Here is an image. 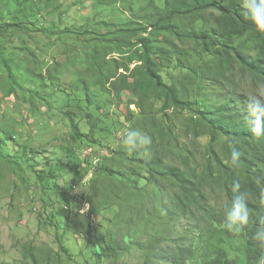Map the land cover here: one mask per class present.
<instances>
[{
    "label": "rangeland",
    "instance_id": "obj_1",
    "mask_svg": "<svg viewBox=\"0 0 264 264\" xmlns=\"http://www.w3.org/2000/svg\"><path fill=\"white\" fill-rule=\"evenodd\" d=\"M109 1L27 0L20 9L17 0H0V26H8L0 40V264H171L166 254L179 252L175 240L186 237L181 247L190 241L196 246L197 229H210L199 214L162 218L158 201L139 196L145 173L128 161L121 163L132 171L121 169V155L143 149L152 159L161 121L172 127L173 118L163 117L154 93L119 90L130 74L124 65L133 70L136 63L113 51L125 38L111 35L128 23H152L162 1ZM175 43L198 64L194 47ZM256 52L245 51L251 57ZM165 71L160 75L166 84L179 75L173 66ZM234 73L238 90L240 72ZM132 74L127 81L142 78L138 71ZM253 88L255 96L247 93L251 105L264 107V86ZM207 141L178 137L198 174ZM157 153L173 164L170 155ZM70 154L80 157L77 175L59 167L56 182H39L28 168L53 165ZM182 159L175 164L188 174ZM127 180H138V186ZM204 191L209 205L224 206L218 184L208 181ZM157 230L161 251L146 257Z\"/></svg>",
    "mask_w": 264,
    "mask_h": 264
},
{
    "label": "trees",
    "instance_id": "obj_2",
    "mask_svg": "<svg viewBox=\"0 0 264 264\" xmlns=\"http://www.w3.org/2000/svg\"><path fill=\"white\" fill-rule=\"evenodd\" d=\"M160 1L163 9H157L152 23H128L111 35L125 38L124 45H115L113 51L126 58L128 64L136 63L133 70L124 65V72L130 74L122 77L123 87L119 90L141 91L142 95L154 93L161 101L163 117L173 118L172 127L167 126V121H161L158 145L150 147L155 152L152 159H147L142 149V153L137 150L128 157L118 156L119 162L121 165L123 161L131 162L134 168L145 173L139 196L146 202L150 198L158 201V215L162 218L199 214L209 224L210 229H197L196 246L190 241L181 247L186 237L184 241L175 240L179 252L166 254L171 264H257L264 257V242L255 238L264 228V128L259 133L254 128L258 118L264 119V107L251 105L250 95L256 94L255 83L264 86V32L245 15L243 0ZM17 2L20 8L27 0ZM7 30V25L0 26V40L5 39ZM175 42L194 47L198 64L190 63L188 51L178 49ZM248 49L257 51L254 57L245 53ZM2 64L11 75L13 72L7 62ZM171 66L179 69V75L166 84L160 73ZM236 69L240 72L238 90ZM136 71L142 78L127 81ZM107 80L110 84L115 82L114 77ZM70 123L73 120L70 119ZM150 124L153 126V120ZM73 130L78 134L75 125ZM154 130L152 127L147 132ZM175 131L180 134L176 135ZM179 136L191 137L193 144L200 138L208 139L203 147L204 161L199 174L197 169H191L189 161L193 156L187 147L179 146ZM233 149L241 153L236 163L232 160ZM158 151L170 155L173 164L160 160ZM183 156L187 161L186 169L190 170L188 174L175 164ZM79 158L70 154L53 165V161L31 163L28 168L39 182H56L59 167L67 168L74 175L79 173ZM130 168L121 166L126 172H131ZM208 181L222 189L225 204L220 210L208 204L204 191V183ZM127 182L138 186V180L124 181ZM237 182L240 190L248 193L247 203L251 209L249 223L239 234L225 227L234 198L233 185ZM48 224L53 226L51 222ZM161 237L157 230L146 257L161 251ZM57 242L61 246L59 239ZM63 252L66 253L64 249Z\"/></svg>",
    "mask_w": 264,
    "mask_h": 264
},
{
    "label": "clouds",
    "instance_id": "obj_3",
    "mask_svg": "<svg viewBox=\"0 0 264 264\" xmlns=\"http://www.w3.org/2000/svg\"><path fill=\"white\" fill-rule=\"evenodd\" d=\"M243 8L245 15L257 24L259 30L264 32V0H243ZM255 124L254 131L259 133L264 128V119L258 118ZM146 139L150 143V137ZM133 148L135 149V147ZM240 156L241 153L233 149L232 160L234 163L239 161ZM240 189L241 185L239 182L233 185V203L225 221L227 230L236 234L242 233L245 230L251 217V209L247 203L248 193L242 192ZM255 238L264 242V228L257 232ZM257 264H264V257H261Z\"/></svg>",
    "mask_w": 264,
    "mask_h": 264
},
{
    "label": "bare ground",
    "instance_id": "obj_4",
    "mask_svg": "<svg viewBox=\"0 0 264 264\" xmlns=\"http://www.w3.org/2000/svg\"><path fill=\"white\" fill-rule=\"evenodd\" d=\"M97 160V159H96ZM92 168V167H91Z\"/></svg>",
    "mask_w": 264,
    "mask_h": 264
}]
</instances>
